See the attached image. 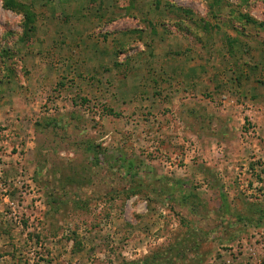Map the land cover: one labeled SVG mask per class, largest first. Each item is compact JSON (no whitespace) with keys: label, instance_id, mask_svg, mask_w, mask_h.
Here are the masks:
<instances>
[{"label":"rangeland","instance_id":"rangeland-1","mask_svg":"<svg viewBox=\"0 0 264 264\" xmlns=\"http://www.w3.org/2000/svg\"><path fill=\"white\" fill-rule=\"evenodd\" d=\"M2 46L0 264H264V0H0Z\"/></svg>","mask_w":264,"mask_h":264},{"label":"crops","instance_id":"crops-1","mask_svg":"<svg viewBox=\"0 0 264 264\" xmlns=\"http://www.w3.org/2000/svg\"><path fill=\"white\" fill-rule=\"evenodd\" d=\"M3 44V43H2ZM6 48H3V46H2V48L0 47V69L2 70H7L8 69V62H9V58H12V57H5L4 58V56H3V53L5 52L4 50H5ZM1 73H2V71H1ZM3 74H4V72H3ZM3 76H2V74H1V77H0V80H1V78H2ZM0 85H1V81H0Z\"/></svg>","mask_w":264,"mask_h":264},{"label":"trees","instance_id":"trees-1","mask_svg":"<svg viewBox=\"0 0 264 264\" xmlns=\"http://www.w3.org/2000/svg\"><path fill=\"white\" fill-rule=\"evenodd\" d=\"M246 20H247L248 22H252L249 18H246ZM254 24H255V25L262 26V24H258V23H256V22H254ZM111 114H113V113L111 112ZM133 169H134V165H133V164H130L129 167H128V173L133 172ZM257 210H258L257 214L260 215V219H259V220H260V221H263V220H264V209H263V208H259V209H257Z\"/></svg>","mask_w":264,"mask_h":264}]
</instances>
